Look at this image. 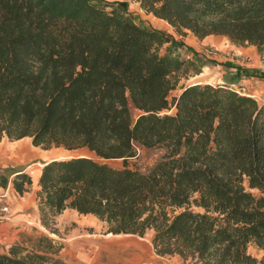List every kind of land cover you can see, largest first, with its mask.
<instances>
[{
  "label": "trees",
  "instance_id": "1",
  "mask_svg": "<svg viewBox=\"0 0 264 264\" xmlns=\"http://www.w3.org/2000/svg\"><path fill=\"white\" fill-rule=\"evenodd\" d=\"M132 1L182 36H222L264 56V0ZM173 41L116 4L0 0V143L30 138L45 151L99 159L43 164V226L74 210L107 234L154 231L162 257L264 264L249 252H264V104L226 82L182 86L171 100L183 78L203 72L162 52ZM139 146L164 157L147 172L132 169ZM115 160L123 166L108 163ZM32 185L26 173L13 179L21 196ZM35 258L0 251V264H48Z\"/></svg>",
  "mask_w": 264,
  "mask_h": 264
},
{
  "label": "rangeland",
  "instance_id": "2",
  "mask_svg": "<svg viewBox=\"0 0 264 264\" xmlns=\"http://www.w3.org/2000/svg\"><path fill=\"white\" fill-rule=\"evenodd\" d=\"M99 1L105 4H113L109 0H99ZM119 5L123 7V9L133 18V20L137 22V24L155 30L157 27L159 28V26L152 23V22L156 23V19H154L153 17H150L151 18L150 20L147 19L146 17L142 19L140 16H134L133 14L129 13V5L127 3H119ZM132 12L135 13L137 11L133 10ZM164 29L170 32L164 31ZM160 32L171 36L174 40L172 43H170V45H165L163 47L162 49L163 53H165L167 48L170 47V50L174 54L180 56L183 59H188L187 56L191 55L192 53L188 52L187 46L185 48L182 47L183 43L180 40L182 35L178 34L173 27H168V26L167 28H162ZM175 38L179 39V42L181 44L175 41ZM216 40L217 39H215L214 41ZM188 44L193 46V49L195 48V50L198 51V52H193L194 57L188 60L194 61L199 66H202L203 72L200 75L190 74V76H187V78H183L182 81L180 82L179 88L170 94L171 100L177 97L178 95H180L182 86L191 85L193 83H208L211 85H219L222 84V82L230 83L229 79L233 77L231 72L225 74L224 72L225 70L220 69L218 66V62L214 60L216 53V49H214L215 44L201 49L195 47L192 42H189ZM233 86L236 90H240L242 86L246 87L248 90L256 94L257 100L256 99L255 100L257 102H259L260 104H264L263 97L260 94L255 93V91L253 89L251 90V88H249L248 86L242 84L233 85ZM139 114H140L139 112L133 111V115L135 118H137ZM25 141L27 143L24 142L23 143L31 148L30 144H32V141L30 139H27ZM6 142H7V138H4V140H2V142L0 143V151H2L1 146L4 147ZM39 150L42 149L39 148ZM164 154H165L164 150L146 149L144 147L139 146L137 148V156L133 159H130L128 161L129 162L128 164L132 169H136L141 172H147L148 170H150L151 167H153L158 161H160L164 157ZM77 155H88L97 159L93 154L89 153L86 150L66 152L61 149L59 150L52 149L45 154L44 160L40 158L37 159L35 161V164L31 165V167L28 169L27 174L31 176L33 184L36 185L37 172L41 169L39 163H44V162L46 163L53 160L54 158L77 156ZM108 163L116 168H121L123 166V162L121 160L110 161ZM17 170L18 169H15V171ZM4 188L6 190L10 189V192H13L15 194V197L17 198L16 199L17 202L29 204V206H31V203L35 201L34 199L30 201L31 200V199L29 200L30 197L25 194L23 196L20 195L21 196L20 198L19 195L16 194V191H14L13 189L12 180L11 183L10 181L6 182V184H4ZM252 193L256 196H260V193L258 191L253 190ZM0 204H4V203L3 202L1 203L0 201ZM5 206H0V224L7 222L8 220L10 221V224H12L13 223L12 219H15L16 215L13 218H3V216H1L2 214L1 208ZM36 206H38L37 202H36ZM19 214H17V216H19ZM24 214L26 216L24 218L25 222L18 221L17 223H14V225H11L10 228L11 230H17V229L21 230V233H19V238L17 237V242L15 244H11L10 243L12 241L11 239L7 241H3V243H1L0 246V249L3 250L2 252L9 253L11 248L14 247L16 248L17 255L23 258L34 257V259H37L35 258V256L36 257L42 256L47 258L48 264H67L63 259L52 256L55 254L57 255L63 249L65 251V254L67 256V262L69 264H79V263L84 264L85 260H87V257L91 254H97V250H98L99 253H101L99 254L98 264H105L108 263L109 260H112L113 258L112 255H114L116 258L118 256V258L121 259L123 255H126L127 257V252L125 251V248L127 250H129L128 248L131 249V247H127L128 245H131L130 243H132L133 246H135L137 242L148 245L151 248V252L154 249V248L152 249L153 247L152 241L154 239L155 233L152 231L147 232V234L144 237L125 236V235L115 236L112 234H107V228L105 224L101 223L97 218L91 215L88 216L79 215L71 210L66 211L60 216L56 217L55 221H52L49 218V220H47L46 222V225L44 226L40 222H37V219L41 218V216L40 213L39 216L38 213H35L33 207H29ZM7 230L8 228L6 226H3V228L1 229L2 231L1 235H4L7 232ZM120 246L121 248H123L122 246H125V248L121 251L119 248ZM71 250L73 251V253L70 254ZM153 251L155 252V250ZM110 252L112 255L110 254ZM114 252L116 254H114ZM122 253L123 255L120 256ZM75 254L77 256L80 255L83 258L81 257L77 258L74 256ZM156 255L157 254L155 252V256ZM259 255L261 256L260 258H262L264 256V252L260 251ZM158 256L159 255H157V258ZM159 257L161 258L162 256ZM129 258H131L130 253H129ZM102 260H104L103 263ZM188 262L189 264L194 263L191 260H188ZM86 263L90 264L91 261H86Z\"/></svg>",
  "mask_w": 264,
  "mask_h": 264
},
{
  "label": "crops",
  "instance_id": "3",
  "mask_svg": "<svg viewBox=\"0 0 264 264\" xmlns=\"http://www.w3.org/2000/svg\"><path fill=\"white\" fill-rule=\"evenodd\" d=\"M109 1L116 5H119V3H127L129 5V13L133 14L134 16H140L142 19L146 17L147 19L150 20L151 19L150 17H153L154 19H156V23L154 22L152 23L159 26V28L158 27L156 28L157 31H161L162 28H167V26L172 27L166 21L157 19L153 15L145 13L141 9L140 4L137 2H134L132 0H109ZM133 10L137 12L133 13L132 12ZM164 31H168V30L164 29ZM215 39H217L218 42L217 40L214 41ZM180 40L183 43L182 47L185 48L187 46L188 52L192 53L191 55L187 56L188 59H192V57H194L193 52H198L197 50H195V48L193 49V46L188 44L189 42H192L194 46L199 49L209 47L215 44L214 49H216V53H215L214 60L218 62V66L220 69L225 70L224 71L225 74H227L228 72H231L233 77L229 79L230 83H232L233 85L242 84V85L248 86L249 88H251V90L253 89L256 93L260 94L263 97V101H264V56L259 54L255 46H236V45H233L227 38L222 37V36H209L205 38L204 40H200L190 32H188L186 36H181ZM175 41L179 42V39L175 38ZM179 44L181 43L179 42ZM167 45H170V43ZM168 49H170V47ZM27 139H30V138H24L22 140L14 141V142H11L9 141V139H7L5 146L4 147L1 146L2 151H0V201L1 203L3 202L4 204H0V206L8 205L12 212L13 217L15 215L16 216H15V219H12L13 221L12 224H10L9 220L7 222L0 224V246H1V243H3V241H7L9 239L12 240L10 242L11 244H15L17 242V237L19 238V233H21V230L20 229L11 230L10 229L11 225H14V223H17L18 221L23 222L24 218L26 217L24 213L29 207H33V209L35 210V213H38V216L40 213L38 206H36L37 193L38 191H40V187L38 186V180L41 174V170L44 166L43 164L45 162L39 163V165L41 166V169L37 172V184L36 185L33 184L29 188L28 192L25 193V195H28L30 197L29 198V200L31 199L30 201H32L33 199L35 200L33 201L34 204L33 202L31 203V206H29V204L17 202L16 200L17 198L15 197V194L13 192H10V189L6 190L4 188V184H6V182L10 181L11 183V180H12V185H13V179L16 177V175L22 174V173L27 174V171L31 167V165H34L35 161L39 158L44 160L45 154L49 152L45 150H39V148L34 147L32 144L29 143L31 148L27 146L26 144H24V149L18 155V153L15 152V150H13L14 146L16 144L23 143V142L27 143L25 141ZM15 169H18V170L15 171ZM16 194L18 193L16 192ZM18 195L21 198L20 194ZM71 211H74V210H71ZM17 214H19V216H17ZM37 222L41 223L40 218L37 219ZM3 226H6L8 230L4 235H1V232H2L1 229L3 228ZM130 244L131 245H128L127 247H131V250L134 251L136 256L134 255L132 260L129 258V260H131L130 263L129 261H127L126 263L125 261L126 258L124 259L120 258V260H123L125 262L123 264H189L188 261H184L179 256H167V257H161V258L158 256L157 258V255L155 256V252L153 251L154 250L153 247H152L153 250L151 252V248L148 245L142 244L140 242H137L135 246H133L132 243ZM0 251H3V250L0 249ZM249 252L253 256L260 259L261 257L259 255L260 251H258L256 247L251 246L249 248ZM71 253H73L72 250L70 254ZM99 254L101 253H99V251L97 250V254L89 255L87 257V260H85L84 264H88L86 263V261H91L90 264H98ZM52 256L63 259L67 264H69L67 262V256L65 254V251L63 249L57 255L55 254ZM74 256L77 258H80V257L83 258L82 256L80 255L77 256L76 254ZM113 259H116V257ZM113 259L109 260L108 263H105V264H112ZM103 262L104 260H102V263ZM113 264H116V263L113 262Z\"/></svg>",
  "mask_w": 264,
  "mask_h": 264
},
{
  "label": "bare ground",
  "instance_id": "4",
  "mask_svg": "<svg viewBox=\"0 0 264 264\" xmlns=\"http://www.w3.org/2000/svg\"><path fill=\"white\" fill-rule=\"evenodd\" d=\"M24 149V143H19V144H16L15 146H14V149L13 150H15V152H17L18 153V155L22 152V150ZM123 248H121V246L119 247L120 248V250L122 251L124 248H125V246H122ZM113 250H115V249H113ZM109 251H111V250H109ZM117 251H119V250H117ZM125 251L127 252V257H126V255H123V253L120 255V256H122L123 255V257H122V259H124V258H126L125 259V261H126V263H127V261H129V263L131 262V260H132V258H133V256L135 255L136 256V254L134 253V251H132L130 248H129V250H127L126 248H125ZM125 251H123V252H125ZM129 253L131 254V260H129ZM110 254H111V252H110ZM114 254H116L115 252H114ZM117 254H119V253H117ZM112 255V254H111ZM112 257L114 258L115 256L114 255H112ZM112 258V259H113ZM117 259V260H116ZM116 259H113V261H112V264H113V262H115L116 264L118 263V264H123V263H125L123 260H120V258H118V256H117V258ZM121 261V262H120Z\"/></svg>",
  "mask_w": 264,
  "mask_h": 264
},
{
  "label": "built area",
  "instance_id": "5",
  "mask_svg": "<svg viewBox=\"0 0 264 264\" xmlns=\"http://www.w3.org/2000/svg\"><path fill=\"white\" fill-rule=\"evenodd\" d=\"M240 94L247 95L249 97H252L257 100L256 94H254L252 91L248 90L246 87H243L240 90H237ZM256 93V92H255ZM1 216L3 218H13L12 212L8 206L2 207L1 208Z\"/></svg>",
  "mask_w": 264,
  "mask_h": 264
}]
</instances>
